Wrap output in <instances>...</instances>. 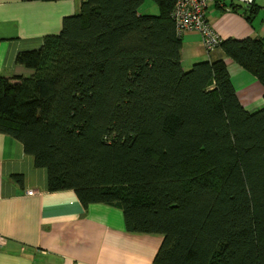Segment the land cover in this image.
<instances>
[{"label":"trees","instance_id":"16d2710c","mask_svg":"<svg viewBox=\"0 0 264 264\" xmlns=\"http://www.w3.org/2000/svg\"><path fill=\"white\" fill-rule=\"evenodd\" d=\"M154 1L158 15L139 13L143 0H81L18 52L33 74L0 76V132L46 170L49 191L161 235L153 264H264V106H241L221 58L184 69L175 0ZM216 48L264 85V41Z\"/></svg>","mask_w":264,"mask_h":264},{"label":"crops","instance_id":"0c3cea01","mask_svg":"<svg viewBox=\"0 0 264 264\" xmlns=\"http://www.w3.org/2000/svg\"><path fill=\"white\" fill-rule=\"evenodd\" d=\"M254 3L257 11L250 20L243 12L217 5H210L205 17L222 40L264 41V0ZM80 4L81 0H0V76L32 75L33 70L15 63L17 53L37 49L45 36L57 34L63 18L76 14ZM181 42L184 69L221 58L241 106L248 112L264 106V85L221 49L208 53L193 32L183 34ZM16 175L22 176L21 182ZM0 236L5 239L0 264H153L162 242L159 234L125 231L119 207L99 203L85 208L71 189L49 191L46 170L34 165L21 142L1 132Z\"/></svg>","mask_w":264,"mask_h":264},{"label":"built area","instance_id":"2783aa9c","mask_svg":"<svg viewBox=\"0 0 264 264\" xmlns=\"http://www.w3.org/2000/svg\"><path fill=\"white\" fill-rule=\"evenodd\" d=\"M229 2L250 5L253 0H175L171 16L176 32L181 35L189 32L197 33L206 50L216 48L222 39L208 23L205 13L210 5H217L226 11H233ZM32 193L33 191H28V194ZM4 240L0 236V247Z\"/></svg>","mask_w":264,"mask_h":264},{"label":"rangeland","instance_id":"374dc122","mask_svg":"<svg viewBox=\"0 0 264 264\" xmlns=\"http://www.w3.org/2000/svg\"><path fill=\"white\" fill-rule=\"evenodd\" d=\"M139 10L143 13H147L149 15H158L159 8L154 0H143ZM203 45V43H202ZM204 49L205 46L203 45ZM206 50V49H205Z\"/></svg>","mask_w":264,"mask_h":264}]
</instances>
